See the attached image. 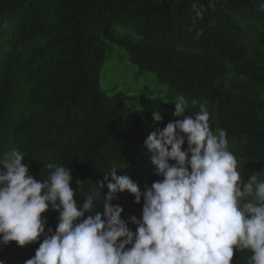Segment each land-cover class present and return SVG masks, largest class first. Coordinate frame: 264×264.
<instances>
[{"label": "trees", "instance_id": "1", "mask_svg": "<svg viewBox=\"0 0 264 264\" xmlns=\"http://www.w3.org/2000/svg\"><path fill=\"white\" fill-rule=\"evenodd\" d=\"M194 3L203 6L202 18ZM112 45L165 84L173 102L109 95L100 72ZM181 96L184 116L203 106L210 129L226 132L236 159L264 170V0H0V159L20 151L37 182L55 167L69 168L78 209L117 165L151 162L144 141L183 118L173 115ZM136 103L145 113L133 110ZM162 108L156 123L150 110ZM106 193L76 223L103 213ZM134 200L125 191L110 203L122 207L120 218L135 233L130 218H141L144 201ZM41 217L45 234L22 247L0 243V261L34 257L59 222L51 206ZM251 255L234 251L231 264H249Z\"/></svg>", "mask_w": 264, "mask_h": 264}, {"label": "clouds", "instance_id": "2", "mask_svg": "<svg viewBox=\"0 0 264 264\" xmlns=\"http://www.w3.org/2000/svg\"><path fill=\"white\" fill-rule=\"evenodd\" d=\"M193 11L202 18V5L194 3ZM174 104L173 115L183 118L144 141L163 180L143 192L113 168L78 209L69 168L55 167L47 180L37 182L20 151L5 153L0 159V243L15 241L22 247L36 242L45 234L41 214L51 206L59 213L56 230L48 229L25 264H231L234 251L244 250L252 253L249 264H264V180L257 174L241 180L226 132L210 129L203 106L195 116H184V98ZM162 119L153 113L154 122ZM185 140L188 148L182 150ZM105 187L103 213L76 223L93 212ZM125 191L135 203L144 201L141 218H130L135 233L121 220L122 207L110 203Z\"/></svg>", "mask_w": 264, "mask_h": 264}, {"label": "rangeland", "instance_id": "3", "mask_svg": "<svg viewBox=\"0 0 264 264\" xmlns=\"http://www.w3.org/2000/svg\"><path fill=\"white\" fill-rule=\"evenodd\" d=\"M21 76L19 75V80ZM101 87L109 94L121 91L129 97L143 96L146 98H159L165 103L173 102L168 88L160 83L153 73H141L139 68L134 65L118 45H112L108 50V57L100 72ZM126 105L133 106L130 100H126ZM134 111L145 113L143 105L136 103ZM157 110V109H156ZM156 110H150L154 113ZM166 109L158 111L160 115L165 113ZM238 161V170L241 172V180L247 182L253 174L258 175V179L264 180V170L253 171L246 169L243 163ZM140 164V165H139ZM143 164V166H141ZM118 176H128L137 186L143 190L150 188L154 182L162 181V176L155 174V166L149 161L140 160L136 165H117ZM190 171V169H189Z\"/></svg>", "mask_w": 264, "mask_h": 264}]
</instances>
